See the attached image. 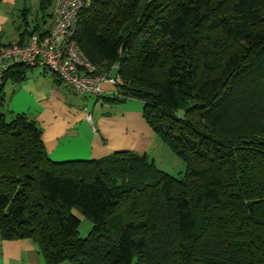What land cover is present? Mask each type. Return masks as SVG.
<instances>
[{"label": "trees", "instance_id": "trees-1", "mask_svg": "<svg viewBox=\"0 0 264 264\" xmlns=\"http://www.w3.org/2000/svg\"><path fill=\"white\" fill-rule=\"evenodd\" d=\"M54 1L38 0L48 25L14 44L48 32ZM75 39L120 78L103 101H141L184 171L126 150L50 159L35 118L4 108V85L29 68L13 64L0 82V237L30 238L45 264H264V0H90ZM72 208L91 222L85 237Z\"/></svg>", "mask_w": 264, "mask_h": 264}, {"label": "crops", "instance_id": "crops-1", "mask_svg": "<svg viewBox=\"0 0 264 264\" xmlns=\"http://www.w3.org/2000/svg\"><path fill=\"white\" fill-rule=\"evenodd\" d=\"M37 8L38 0H2L0 44L15 43L21 38L26 40L27 33L22 37L19 34L39 23ZM31 68L27 69L19 83L8 82L4 85V108L35 118L50 159H99L123 150L147 153L154 133L142 116V108L126 105L128 99L117 103L118 108L112 113L101 112L93 119L88 111L86 95L74 92L65 82H56L53 73L47 74L45 67L41 66L38 70ZM103 89L102 95L105 96L114 91L108 84H104ZM0 264L45 262L30 238L0 237ZM59 264L71 263L65 261Z\"/></svg>", "mask_w": 264, "mask_h": 264}, {"label": "built area", "instance_id": "built-area-1", "mask_svg": "<svg viewBox=\"0 0 264 264\" xmlns=\"http://www.w3.org/2000/svg\"><path fill=\"white\" fill-rule=\"evenodd\" d=\"M90 0H55L51 25L46 34L32 33L24 44L0 46V82L3 72L13 64L42 66L58 75L78 94L100 97L103 85L115 88L118 74L98 71L76 42L80 11ZM112 69H117L113 65Z\"/></svg>", "mask_w": 264, "mask_h": 264}, {"label": "rangeland", "instance_id": "rangeland-1", "mask_svg": "<svg viewBox=\"0 0 264 264\" xmlns=\"http://www.w3.org/2000/svg\"><path fill=\"white\" fill-rule=\"evenodd\" d=\"M37 13L38 15H40L38 10H37ZM39 22L41 23V26L42 25L46 26L48 25L49 20L46 17H44L43 19H39ZM27 28H29V26H27ZM40 67L41 66L32 67L31 70L33 69L38 70ZM46 71H47V74L51 73L48 69H46ZM102 96L92 97V96L86 95L88 111L90 112V114L92 113L93 119H95V116L98 113H101V112L112 113L118 108V105L116 104L104 102ZM126 105H132V107L142 108V102L136 99H129L128 101H126ZM128 151H131V150H128ZM146 155L149 160H152L154 162V165L157 169L169 175L177 177L181 175L184 171V168H185L184 162L179 157H177L175 154H173L168 148V146L155 135L153 138V143L148 149ZM71 213L76 215L80 220V224L78 227V237H85L91 228L90 220L83 213H81L77 208H72Z\"/></svg>", "mask_w": 264, "mask_h": 264}]
</instances>
